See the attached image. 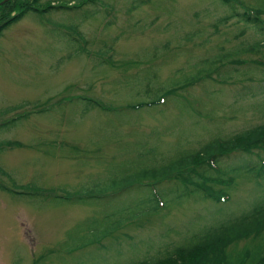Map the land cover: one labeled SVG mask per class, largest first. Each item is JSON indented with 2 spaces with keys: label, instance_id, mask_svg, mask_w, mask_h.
Listing matches in <instances>:
<instances>
[{
  "label": "rangeland",
  "instance_id": "374dc122",
  "mask_svg": "<svg viewBox=\"0 0 264 264\" xmlns=\"http://www.w3.org/2000/svg\"><path fill=\"white\" fill-rule=\"evenodd\" d=\"M35 1L13 0L32 11L0 35V264H144L262 205L257 146L221 153L207 179L66 198L264 127V39L218 59L259 38L226 17L263 0Z\"/></svg>",
  "mask_w": 264,
  "mask_h": 264
},
{
  "label": "trees",
  "instance_id": "16d2710c",
  "mask_svg": "<svg viewBox=\"0 0 264 264\" xmlns=\"http://www.w3.org/2000/svg\"><path fill=\"white\" fill-rule=\"evenodd\" d=\"M1 1L2 0H0V2ZM40 1L41 0H36L35 2L38 4ZM222 1L228 5V3L232 0ZM12 2L13 0H10L8 2L6 1L4 4H0V35L2 34L3 29L17 23L27 13L32 11L33 7L30 4L22 5V3L16 2L10 7V3ZM261 3L263 4L258 8L248 7L244 10V12L239 11L238 13H231L230 16L226 17L227 20L233 15L235 17L239 15L238 20L240 21H242V18H246L247 20L243 19L246 20L244 23L248 24L250 27H254L256 32L259 34V38L254 42L246 43V45L243 44L240 47V50H236L235 52L232 51L222 57H219V60L225 59L232 54L234 55L240 52L249 51V49L255 51L258 48L257 46L260 44L257 42L264 39V18L262 17V15H264V0ZM57 8L61 10L63 7L61 5L57 7L48 6L41 11L38 10V12L45 13ZM11 9L14 11L16 10V12L12 15H10ZM228 9L230 10L229 6ZM35 11L37 10L35 9ZM72 31L77 34H81L77 26H73ZM152 105V102H147L139 103L136 105L137 108L135 105L131 107L133 109H138L140 107ZM8 144L12 146L11 143H7V145ZM3 145V143L0 144V150L3 148ZM250 146H252V148H250ZM253 146H255V148L260 147L262 148L261 151H264L263 126L247 130L246 132L237 133L227 139H213L210 142L205 143L199 150H196L193 153L186 152L185 154L171 160L167 164L159 167H143L135 171L133 174H125L119 179L113 180L111 184H103L100 188V183H97V185L95 183L92 186L93 188H88L86 191L83 190V192L86 193L77 192L76 194L67 196L66 199L84 204L90 201H97L105 196L107 192L115 188L133 186L136 184L135 181L143 182L146 179L166 178L167 176L180 170H186L185 178H188V176H190V178H194V176H196V178L200 179L197 175H200V170L202 169L207 179L205 168L210 171H214L212 163H217L219 161L218 157L221 153L228 154L233 153L235 150H243V152L251 154L255 151L253 150ZM207 159L208 166L204 165ZM199 161L201 162L197 164ZM250 169L254 172L260 171V178H263L264 180V158L259 160L255 166H250ZM184 180L187 182V179ZM95 190L101 191L102 194L96 193ZM205 194L207 197H210V194H212V198L222 197L218 191ZM261 204V206L256 207L254 211L246 215L245 218H236L227 223H223L218 227L211 229L207 234H200L198 236L195 235L186 245L174 247L170 253L172 254L170 257L168 256L164 259L160 258L144 264H166L170 261H174L176 264H264V202ZM134 215L135 214H133L132 217H134ZM251 236H255L254 238L262 237V241L260 243H255L253 247L246 245L239 247L234 251H228V244L234 243L235 246L238 247V243L241 240Z\"/></svg>",
  "mask_w": 264,
  "mask_h": 264
}]
</instances>
